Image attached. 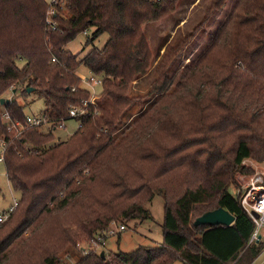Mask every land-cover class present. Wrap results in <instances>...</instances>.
Instances as JSON below:
<instances>
[{
    "label": "trees",
    "instance_id": "16d2710c",
    "mask_svg": "<svg viewBox=\"0 0 264 264\" xmlns=\"http://www.w3.org/2000/svg\"><path fill=\"white\" fill-rule=\"evenodd\" d=\"M208 1L207 15L226 2ZM179 2L0 0V139L19 196L0 224V264H59L68 252L79 254L73 264H252L263 251L264 237L250 241L254 223L229 189L245 159L264 163V0H236L212 43L188 64L175 67L189 34L169 42L148 89L133 93L154 59L144 26ZM51 9L54 29L46 24ZM89 29L85 45L104 33L108 39L79 58L66 47ZM81 66L103 82L79 129L55 145L41 126L7 131L3 112L24 122L18 98L30 94L43 100L50 121L70 120L69 109L90 97ZM155 195L164 201L159 246L76 250L112 222L125 228L150 218L145 204ZM219 208L234 217L231 224L194 225Z\"/></svg>",
    "mask_w": 264,
    "mask_h": 264
},
{
    "label": "rangeland",
    "instance_id": "374dc122",
    "mask_svg": "<svg viewBox=\"0 0 264 264\" xmlns=\"http://www.w3.org/2000/svg\"><path fill=\"white\" fill-rule=\"evenodd\" d=\"M45 1L50 4L53 0ZM235 1L236 0H226L224 6L220 10L213 11L210 15H207L206 9L209 3L208 0H180L174 13L156 22L145 25L144 31L147 35V40L154 59L148 74L142 79L133 82L132 92H144L148 89L150 82L154 78V66L162 56L168 43L177 37H183L186 34H189L190 41L185 46L181 56L178 58L175 67H179L196 60L199 55L212 43L216 33L222 29V26L231 12ZM92 32L93 29H89L87 30V33L77 35L66 48L79 58H82L92 47L101 49L106 43L108 35L106 33L100 35L93 41L92 44L87 46L85 45V41ZM77 72L85 76L89 73L84 66L79 67ZM169 90L174 91V88L170 87ZM8 96H11L10 92L6 94V97ZM18 101L21 104H26L25 112L30 116L39 115L46 111V105L43 100L39 99L34 94H30L26 99L18 98ZM135 114L136 108L134 107L128 116V120L126 121L127 125L131 123ZM65 125L66 128L57 127L51 130L54 140L49 145H55L72 135V133L76 130L77 122L74 119H70L65 122ZM48 130H50L49 126H43L41 128V132L43 133H46ZM118 135L119 133L117 136ZM251 162L253 163L252 165H249V163L244 164L243 167L245 168V172L237 173L235 175V184L229 189L234 196L239 198L240 202L242 197L247 193L248 184H250V182H254L258 175L261 174L264 181V163L255 160H251ZM0 188L1 211L7 209L8 206L12 204L13 198H19L18 193L12 190L7 180L3 163H0ZM163 205L164 201L162 197L160 195H155L145 204V208L151 215L150 218L145 220H129L126 227L120 232L116 231L118 226L112 225L111 229H113L114 234H105L104 241L108 238L110 239L105 245L104 250L113 252H128L139 246H159L162 242L161 225L163 221ZM108 229L101 232H106ZM101 232H96L94 236ZM119 235L120 237L118 238ZM258 236H260V238H262V236L264 237V227L258 231L257 238ZM260 238L258 240H260ZM70 253L71 252H68L70 260H66V264H73L76 261L77 255H79L77 252L75 256H72ZM174 264H181V262L176 261ZM253 264H264V250L254 260Z\"/></svg>",
    "mask_w": 264,
    "mask_h": 264
},
{
    "label": "built area",
    "instance_id": "2783aa9c",
    "mask_svg": "<svg viewBox=\"0 0 264 264\" xmlns=\"http://www.w3.org/2000/svg\"><path fill=\"white\" fill-rule=\"evenodd\" d=\"M63 0H53L51 3L57 4L62 3ZM54 14V9H51L48 12V17L46 20V24L51 28H55V22L52 20L51 15ZM84 33H87L85 31ZM52 62H56V58L53 57L51 59ZM78 77L80 78V86L88 91L90 97L88 100H84L81 105L72 107L69 109L68 117L70 119H74L77 122L76 130L81 127V122L78 120L80 116H84L88 114V110L86 109L89 105L95 104L100 91L101 85L103 82L102 77L95 76L90 72L88 75H81L77 72ZM75 90L74 88L72 89ZM95 113V112H94ZM96 114V113H95ZM3 121L6 125L7 131L13 133L15 136L19 135L21 131L25 128L30 127H43L49 126L50 130L47 132H51L52 129L57 127L66 128L65 122L60 121L59 124H56L53 121H50L48 116L43 112L39 115L30 116L29 114L26 115V119L24 122H19L18 120H14L7 112H3L2 114ZM7 148V141L5 139H0V163H3V155ZM252 159H245L242 163L244 164L249 163L252 165ZM258 163V162H257ZM254 182H250L247 186V193L242 197L241 206L244 210L249 214L254 223V230L251 234L250 241L257 240V233L258 231L264 227V181L260 175L255 178ZM18 199L13 198L12 204L8 206L7 209L0 211V224L3 223L11 214V212L17 206ZM254 214L256 216H254ZM112 225L118 226L116 231L120 232L124 229V226L121 224H116L114 222L111 223L110 228L106 232L98 233L96 236L79 241L76 244V250L83 255L90 254L93 251H98L101 248V245L104 243L105 234L108 233L109 235L114 234L113 229H111ZM264 250V249H263ZM65 260H64V259ZM66 260H70V255L68 253L64 254L59 264H66Z\"/></svg>",
    "mask_w": 264,
    "mask_h": 264
},
{
    "label": "water",
    "instance_id": "95a60500",
    "mask_svg": "<svg viewBox=\"0 0 264 264\" xmlns=\"http://www.w3.org/2000/svg\"><path fill=\"white\" fill-rule=\"evenodd\" d=\"M32 89H28V92H30ZM4 99H0V104H3ZM6 102H8V99H6ZM254 216H256L254 214ZM234 217L227 212L226 210L219 208L210 212H207L203 214L202 216L196 218L194 225H229L233 222ZM260 238L258 236L257 240ZM101 257H104V252L100 253Z\"/></svg>",
    "mask_w": 264,
    "mask_h": 264
},
{
    "label": "crops",
    "instance_id": "0c3cea01",
    "mask_svg": "<svg viewBox=\"0 0 264 264\" xmlns=\"http://www.w3.org/2000/svg\"><path fill=\"white\" fill-rule=\"evenodd\" d=\"M109 239H110V238H108V239H106V241H104V243L102 244L103 248H105V245L107 244V242H108ZM252 264H253V263H252Z\"/></svg>",
    "mask_w": 264,
    "mask_h": 264
}]
</instances>
